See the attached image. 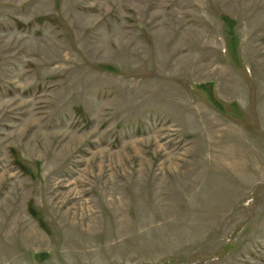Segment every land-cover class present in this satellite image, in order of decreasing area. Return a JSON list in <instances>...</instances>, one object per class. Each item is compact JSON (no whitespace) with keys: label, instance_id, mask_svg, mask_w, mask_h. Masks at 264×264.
<instances>
[{"label":"rangeland","instance_id":"obj_1","mask_svg":"<svg viewBox=\"0 0 264 264\" xmlns=\"http://www.w3.org/2000/svg\"><path fill=\"white\" fill-rule=\"evenodd\" d=\"M0 264H264V0H0Z\"/></svg>","mask_w":264,"mask_h":264}]
</instances>
